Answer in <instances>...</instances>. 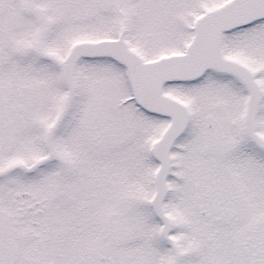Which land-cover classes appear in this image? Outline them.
Returning <instances> with one entry per match:
<instances>
[{
    "label": "snow or ice",
    "instance_id": "obj_1",
    "mask_svg": "<svg viewBox=\"0 0 264 264\" xmlns=\"http://www.w3.org/2000/svg\"><path fill=\"white\" fill-rule=\"evenodd\" d=\"M0 264H264V0H0Z\"/></svg>",
    "mask_w": 264,
    "mask_h": 264
}]
</instances>
